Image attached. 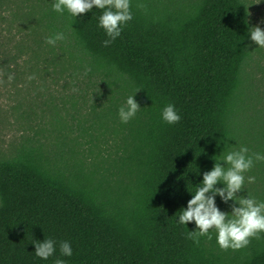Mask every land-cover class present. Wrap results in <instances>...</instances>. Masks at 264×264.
Listing matches in <instances>:
<instances>
[{"label":"trees","instance_id":"16d2710c","mask_svg":"<svg viewBox=\"0 0 264 264\" xmlns=\"http://www.w3.org/2000/svg\"><path fill=\"white\" fill-rule=\"evenodd\" d=\"M54 3L38 0L35 22L64 34L99 93L103 80L113 85L96 111L97 132L104 125L121 144L114 155L97 150L88 162L73 155L66 166L33 147L0 161V264H264V233L225 251L215 229L211 240L201 236L196 244L189 238L195 222H178L203 173L223 164L227 152L246 146L264 154V114L259 130L253 125L260 114L236 119L252 52L245 1L184 0L176 8L130 0L132 19L108 46L102 9L73 17L54 11ZM5 9L0 0V25ZM10 42L0 29L4 74L23 54ZM131 95L140 109L123 123L118 109ZM169 103L181 117L176 124L162 119ZM215 204L231 216L230 200L216 195ZM49 238L56 241L53 255L37 257L32 242ZM62 241L71 256L61 254Z\"/></svg>","mask_w":264,"mask_h":264},{"label":"rangeland","instance_id":"374dc122","mask_svg":"<svg viewBox=\"0 0 264 264\" xmlns=\"http://www.w3.org/2000/svg\"><path fill=\"white\" fill-rule=\"evenodd\" d=\"M149 1L178 8L184 0ZM244 1L252 27L264 30V0ZM37 3L38 0H7V9L2 11L0 29L11 38L10 48H19L23 54L6 74L0 70V161L27 147L40 148L51 161H61L62 166L73 155L86 162L94 158L97 150H102V157L114 155L121 140L104 130V125L102 134L98 133L99 120L95 117L100 103L103 106L113 96L109 94H113V85L109 87L103 80L99 93L95 78L84 75L77 67L81 54L69 41L59 40L54 46L46 42L50 31L39 27L34 18L37 11L32 13ZM251 51L236 119L248 120L260 114L253 125L254 130H259L264 114V47L251 40ZM107 121L102 117V124ZM244 176V187L237 195L264 202V161H258ZM249 176L255 181L249 183Z\"/></svg>","mask_w":264,"mask_h":264},{"label":"clouds","instance_id":"9594fccd","mask_svg":"<svg viewBox=\"0 0 264 264\" xmlns=\"http://www.w3.org/2000/svg\"><path fill=\"white\" fill-rule=\"evenodd\" d=\"M94 6L103 10L99 16V26L109 37L103 41L104 46H108L121 35V26L132 19L130 0H55L52 8L61 14L67 9L73 17H76L93 9ZM138 7L144 6L138 5ZM249 32L250 39L257 46L264 47V30L259 26H253ZM63 39H65L64 34L56 32L46 37V42L54 46L57 41ZM90 71L91 68H85L84 74L87 75ZM139 109L140 105L134 100L133 95L129 96L126 103L118 109L121 122L127 123L134 118ZM161 116L168 124H176L181 119L171 103L162 109ZM257 161H264V155L257 152L250 153L246 146H241L239 150L227 152L223 156V164L216 162L210 171L203 173L202 186L195 190L192 198L187 202L186 209H181L178 218V222L182 225L195 222L198 231L189 233V238L194 243L199 244L201 236L211 240L210 229H215L216 241L222 250L226 251L229 248L239 250L249 244L250 238H259V234L264 233V202H258L255 197L237 195L244 187V173L248 172ZM225 164L228 167H225ZM247 179L249 183L255 181V177L252 176ZM218 181L223 182L224 187H215ZM216 195H219L225 203L229 200L235 202L231 216L218 209L215 204ZM32 243L35 244V255L39 258L46 260L55 251L56 241L51 238ZM59 249L64 256L72 255L71 245L67 241L60 242ZM55 264H65V262L56 259Z\"/></svg>","mask_w":264,"mask_h":264}]
</instances>
